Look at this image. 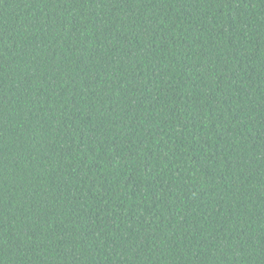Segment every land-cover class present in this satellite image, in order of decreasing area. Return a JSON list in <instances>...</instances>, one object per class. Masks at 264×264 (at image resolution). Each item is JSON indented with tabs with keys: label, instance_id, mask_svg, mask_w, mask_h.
<instances>
[{
	"label": "trees",
	"instance_id": "obj_1",
	"mask_svg": "<svg viewBox=\"0 0 264 264\" xmlns=\"http://www.w3.org/2000/svg\"><path fill=\"white\" fill-rule=\"evenodd\" d=\"M0 264H264V0H0Z\"/></svg>",
	"mask_w": 264,
	"mask_h": 264
}]
</instances>
